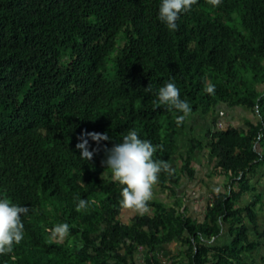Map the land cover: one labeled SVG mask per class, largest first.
Listing matches in <instances>:
<instances>
[{
  "label": "trees",
  "instance_id": "obj_1",
  "mask_svg": "<svg viewBox=\"0 0 264 264\" xmlns=\"http://www.w3.org/2000/svg\"><path fill=\"white\" fill-rule=\"evenodd\" d=\"M158 5L0 0V197L29 207L24 238L0 264H159L155 253L177 242L182 264H264V0H198L176 31ZM169 81L192 106L179 126V113L154 103ZM239 111L253 119L219 126ZM194 119L201 134L187 137ZM130 129L162 146L153 158L169 169L153 188L173 193L178 171L194 179L197 155L227 180L202 223L162 202L143 214L121 206L102 161ZM85 132L112 137L89 138L87 162L75 147ZM62 222L70 233L54 241Z\"/></svg>",
  "mask_w": 264,
  "mask_h": 264
},
{
  "label": "clouds",
  "instance_id": "obj_2",
  "mask_svg": "<svg viewBox=\"0 0 264 264\" xmlns=\"http://www.w3.org/2000/svg\"><path fill=\"white\" fill-rule=\"evenodd\" d=\"M213 6L221 0H209ZM198 0H159L157 19L170 31L178 30L177 21L181 15L192 10ZM152 92L149 85L145 88ZM203 91L214 95L216 85L207 82ZM155 101L158 106H166L169 111L175 110L176 123L179 126L191 114L192 106L186 99L181 98L180 89L174 82H166L155 92ZM89 138L96 144L101 141L111 140L107 133L85 132L78 138L76 149L80 150V158L85 162L90 161L97 151L89 150ZM162 147L154 145L150 140L142 139L135 129H130L124 134L120 142L111 148H105L106 158L102 164L107 170L106 178L120 186V204L126 208L136 209L143 214L148 208V202L153 195V186L158 175L169 169V165L153 158L154 153ZM87 207V202L80 199L77 210ZM29 213V207L17 204L9 198L0 197V255L11 254L14 245H18L24 238V223L22 217ZM54 241L62 240L70 233V225L62 222L49 229Z\"/></svg>",
  "mask_w": 264,
  "mask_h": 264
},
{
  "label": "crops",
  "instance_id": "obj_3",
  "mask_svg": "<svg viewBox=\"0 0 264 264\" xmlns=\"http://www.w3.org/2000/svg\"><path fill=\"white\" fill-rule=\"evenodd\" d=\"M194 159V170L198 171V168L202 167V170H206V172L208 171L207 173L209 175L207 176L206 181H200L201 184H196L199 181L197 179L198 172H196L194 179L187 178V180H183V182L181 181L179 187L174 188L173 193L153 188L151 201L162 202L163 204L173 208H180V211L188 218H191L193 221L198 223H202L205 217L206 207L209 204L208 195H213L214 193L223 191L224 187L227 185V180L214 175L208 161H205L199 155H197ZM146 212L148 211H144V213ZM138 213L140 214L141 212L137 211V214ZM125 215L127 218H131L133 215H136V212H128ZM224 237L227 238L226 234L222 233L217 241L228 242L229 238L225 240ZM157 253L171 259L172 262H180L181 264L187 262V259L183 255V248L178 242L158 250L154 255L155 257ZM258 264H263L262 259L259 260Z\"/></svg>",
  "mask_w": 264,
  "mask_h": 264
},
{
  "label": "rangeland",
  "instance_id": "obj_4",
  "mask_svg": "<svg viewBox=\"0 0 264 264\" xmlns=\"http://www.w3.org/2000/svg\"><path fill=\"white\" fill-rule=\"evenodd\" d=\"M242 114H244V113L239 111L237 113H233V114H230L229 113V114L223 115L222 116L223 118H220V122H218L219 123V126L220 125L222 126V124H226V125L227 124H232V125H235V126H242L243 125V119L244 118H247L248 117L251 120L253 119V116L251 114H249V113H246L244 115H242ZM208 119H210V118H208ZM194 120L195 121L191 125L192 126L191 127V130L188 129V131L186 132L187 137H189L190 135L199 136L201 134V130H202V128H201V126H202V120H199V119L197 121H196V119H194ZM192 168L194 170V168H195L194 165H193ZM202 169L203 168L200 167V168H198V171L197 170H194L195 174H196V172H198L197 179L199 181L196 184H201L200 181L204 182V181L207 180V176L209 175L207 173L208 171L206 172V170H202ZM178 175L180 177V181L183 182V180H187V177L182 176V173L180 171H178ZM211 195L212 194L208 195L209 198L212 197Z\"/></svg>",
  "mask_w": 264,
  "mask_h": 264
},
{
  "label": "built area",
  "instance_id": "obj_5",
  "mask_svg": "<svg viewBox=\"0 0 264 264\" xmlns=\"http://www.w3.org/2000/svg\"><path fill=\"white\" fill-rule=\"evenodd\" d=\"M212 200V197L209 198V202ZM156 260H158L159 264H172V260L162 256L161 254H156Z\"/></svg>",
  "mask_w": 264,
  "mask_h": 264
}]
</instances>
